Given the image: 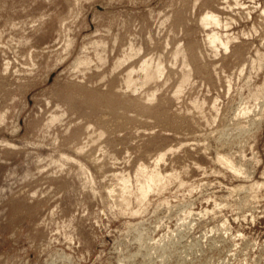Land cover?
Returning <instances> with one entry per match:
<instances>
[{
    "label": "rangeland",
    "instance_id": "374dc122",
    "mask_svg": "<svg viewBox=\"0 0 264 264\" xmlns=\"http://www.w3.org/2000/svg\"><path fill=\"white\" fill-rule=\"evenodd\" d=\"M240 1L0 0V264H264V0Z\"/></svg>",
    "mask_w": 264,
    "mask_h": 264
},
{
    "label": "bare ground",
    "instance_id": "6f19581e",
    "mask_svg": "<svg viewBox=\"0 0 264 264\" xmlns=\"http://www.w3.org/2000/svg\"><path fill=\"white\" fill-rule=\"evenodd\" d=\"M236 2L237 3H239V4H242V2L240 1V0H236ZM243 5V4H242ZM241 6V5H240ZM200 21L202 22L201 24L202 25H204V26H210V25H214V26H222V23H221V20H220V17L218 16V15H216V14H214V13H206L205 15H203V17H202V19H200ZM224 25V24H223ZM226 25V24H225ZM224 25V26H225ZM226 27V26H225ZM225 33V32H224ZM224 33L220 30V31H217L216 30V28H214V29H211V31L209 32V33H206L207 34V37H206V41H208L209 42V44H211L212 45V47H215L216 49L215 50H217L218 49V47H219V45L220 46H222V47H224L225 48V50L227 49V48H229V43H230V37L225 33V35H224ZM132 48V47H131ZM179 48V47H178ZM214 49V48H213ZM181 50V49H180ZM182 51L185 53V51L182 49ZM218 51V50H217ZM227 51V50H226ZM180 53H182L181 51H180ZM179 53V50H178V54H180ZM214 53V52H213ZM127 54L128 53H126L125 54V57L127 56ZM185 54H183V56H184ZM125 57H123V58H125ZM128 57V56H127ZM150 58H152V57H150ZM127 59V58H126ZM149 59V58H148ZM159 59V58H158ZM122 60H124L123 62H125V59H122ZM122 60H121V62H122ZM152 60V59H151ZM151 60H147V59H145V60H143L144 62H142L141 64H142V66L141 67H139V69L141 70V72H143V77L142 76H140L141 77V79L142 80H144V81H142V82H144V83H146V85L148 84V82H151V81H157V80H159L160 78V76H162L163 75V66H162V63H158L157 62V64H155L156 62H150ZM160 60V59H159ZM159 60H157V61H159ZM119 61V60H118ZM185 61V60H184ZM122 62V63H123ZM120 63V62H119ZM118 63V64H119ZM121 63V64H122ZM152 63H154V64H152ZM184 63V62H183ZM187 62L185 61V64H186ZM117 64V65H118ZM184 64V65H185ZM188 66V65H187ZM186 66V67H187ZM185 67V66H184ZM183 67V68H184ZM185 67V68H186ZM132 68H130V70H131ZM138 69V70H139ZM165 69V68H164ZM139 70V71H140ZM136 71V74H137V70H135ZM129 72V71H128ZM133 72H134V70H132V71H130L129 73H128V76L126 75V78H127V84H128V86L129 87H132V86H134L135 84H136V80H137V78L134 80V75H133ZM140 72V73H141ZM139 73V72H138ZM184 73H186L185 71H184ZM188 73V72H187ZM135 74V73H134ZM140 75V74H139ZM138 75V76H139ZM137 76V77H138ZM139 78V77H138ZM183 78H184V82L182 83V84H184L185 83V81L187 82L188 81V79H189V75L188 74H186L185 76H183ZM126 80V79H125ZM190 81V80H189ZM137 83L139 84V81H137ZM140 84H142V83H140ZM138 86V85H137ZM136 86V87H137ZM180 86V85H179ZM183 86V85H182ZM136 87H133V88H135L136 90H137V88ZM128 88V87H127ZM180 88H181V86L178 88V92H179V90H180ZM133 91V90H132ZM135 91V90H134ZM150 92V91H149ZM152 92V91H151ZM177 92V91H176ZM154 93V92H153ZM152 93V95L154 96L155 94H153ZM151 98H152V96H151ZM215 107V106H214ZM208 121V120H207ZM163 159V157L162 156H160V158L158 159V162L159 161H161ZM221 159V158H220ZM144 172H146L147 173V175H145V177H146V181L143 183V184H141L140 185V187H139V192L138 193H140V194H138V199H145V197H147V195H148V193H149V191L151 190V188L153 187V186H158L159 187V185L161 184V183H164V182H166V181H169L170 179H171V175H163L157 168H154L152 171L150 170L149 172L148 171H145V169L143 170ZM118 175V174H117ZM116 175V176H117ZM118 177V176H117ZM119 184H120V188L121 189H123V190H121V193H120V199H121V203L124 205L125 204V206L127 205H129V203H130V200H131V198H130V196L131 195H129V184H128V181H127V179H126V177H119ZM153 183H155L154 185H153ZM168 183V182H167ZM165 185V184H164ZM163 186V185H162ZM157 187V188H158ZM113 189V188H112ZM120 190V189H119ZM116 196V195H115ZM139 201V200H138Z\"/></svg>",
    "mask_w": 264,
    "mask_h": 264
}]
</instances>
